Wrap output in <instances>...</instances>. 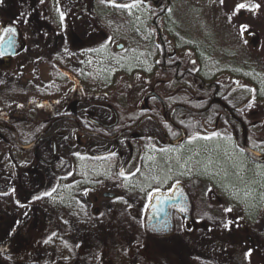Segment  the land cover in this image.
Wrapping results in <instances>:
<instances>
[{"label":"rangeland","instance_id":"rangeland-1","mask_svg":"<svg viewBox=\"0 0 264 264\" xmlns=\"http://www.w3.org/2000/svg\"><path fill=\"white\" fill-rule=\"evenodd\" d=\"M124 5L134 25L150 29V5ZM0 17L18 22L27 42L21 59L0 69V117L14 129H0V264H264L260 167L222 132H195L191 145L167 148L152 119L113 136L80 135L71 120L28 112L81 86L86 95L71 102L78 114L109 124L117 94L130 97L159 76L153 55L109 0H0ZM159 26L185 67L259 116L264 72L250 61L264 62V0H168ZM71 32L90 36L92 46L97 39V50L73 48ZM20 142L34 149L35 161L14 152ZM228 173L252 177L259 188L222 183ZM176 183L187 187L198 226L186 231L177 223L172 236H153L142 224L151 194ZM204 189L215 209L207 217L196 212ZM252 195L261 202L256 212L246 202ZM30 207L39 211L34 227Z\"/></svg>","mask_w":264,"mask_h":264},{"label":"trees","instance_id":"trees-1","mask_svg":"<svg viewBox=\"0 0 264 264\" xmlns=\"http://www.w3.org/2000/svg\"><path fill=\"white\" fill-rule=\"evenodd\" d=\"M109 1L114 11H117L125 16L124 18L129 26L128 29L130 31V34L134 36L135 40L140 41L144 45L145 50L149 54H152L154 58H158V60L161 62V65L163 58L165 59L166 63H168L166 69H163L162 66L159 67V76L146 83L145 88H134V92L130 97H127L126 93H124V95L117 94L114 97V100L109 103L110 106L113 107L118 113L119 127L128 126L130 124H134L137 121L139 116L143 113V110L141 109V102L143 101V97L146 94L154 91L161 96L165 95L167 96L166 104L174 106L175 103H179L181 106H177V110L179 112H183L187 117L185 120H183L175 115L173 118V124H162L161 130L167 137L168 141L177 140L181 137L182 133H185L187 137L183 140L182 144H165L167 148H177L185 144H187L188 146L191 145L190 143L194 142L192 139H190L193 133L199 131L204 132L202 126L206 128L210 125L212 132L211 136L215 137L217 136V134L222 132L223 141L228 140L229 142L234 143L239 156L243 160L247 161L249 164H251V166L256 165L260 167V171L262 174L260 184L261 187L264 188V160L257 161L251 159L243 146L244 141L246 147L250 151L258 152L262 156H264V109H261L259 116L252 117L253 111L251 108H253V106L248 105V103L244 104L243 106L232 104L226 96L221 94V89L215 83L211 82L206 84L204 80L201 77L197 76V74L192 69L185 67V65H183V61L180 62V65H176L173 64L174 62H171V59H169L166 55V53L169 51V43L166 41L164 34L159 26V21L167 10L168 0ZM130 2H143L151 6L152 18L150 21V29H145L141 26H136L133 24L131 18H129L127 13L124 11L123 6L124 3ZM263 63L260 62L259 64H257V61L255 60L250 61V65L252 67H258L260 70H262V72H264ZM161 78L164 79L160 81L159 79ZM165 78L170 79L167 80ZM213 92H215L216 99H218L221 103L228 105L230 112H232L234 116L240 119L241 122L224 112L219 119L217 129L215 131L212 130L213 124L215 123L214 119L216 118V116L218 115V111L220 110V106L217 103H211V105L206 109V105L210 101V95ZM67 99L71 103L73 98L69 97ZM55 101V99H42L38 103H33L35 104V106H31L27 110L28 112L34 111L40 118L42 117L41 121H48L57 112L65 110V107L67 105L63 104L58 106V104L54 103ZM190 108L198 111L190 112ZM188 117H191L192 119ZM0 122L4 124L9 123L5 118L1 117ZM242 126L246 131L245 137H243L241 132L243 130ZM19 144L20 146L14 143V152L26 155L30 158V160L35 161L36 156L34 153V149L30 148L26 150L22 148V146L24 145L22 142H20ZM216 147L217 150L220 149L219 146ZM224 168L226 169L227 166ZM250 179L252 180H248V177L244 179L228 173L227 176L221 179V182H228L237 189L248 187L247 189L249 191H252V189L254 191L255 187L259 188V184L253 183L252 177H250ZM201 180L205 183L209 182L206 181L205 177L201 178ZM245 181L248 183L247 186H243V182ZM197 188L198 186H196V189ZM203 192L204 197H202L198 202L196 212H198V214L203 217H207L211 215V213L214 212L215 209L210 204L208 198L209 195L205 189ZM17 194L18 198L20 199H23V197L24 199L26 198L23 195V192L20 190H17ZM258 195H260V193ZM246 200L249 209L254 212H256L261 205V202L253 195L252 197H248ZM219 210L223 211L224 206L221 205ZM198 214L196 215V217L198 216ZM38 218V209L30 207L27 220L31 221V227H34V225L36 224L35 222L38 220Z\"/></svg>","mask_w":264,"mask_h":264},{"label":"flooded vegetation","instance_id":"flooded-vegetation-1","mask_svg":"<svg viewBox=\"0 0 264 264\" xmlns=\"http://www.w3.org/2000/svg\"><path fill=\"white\" fill-rule=\"evenodd\" d=\"M76 19L77 20L80 19V15H77ZM74 24L75 23H73V26ZM9 29H11V31H8ZM0 37H3V39H0V69H1V68L11 65L14 59L16 58L17 59L19 58V60L21 59V56L24 54L25 48L27 46V42L24 37V32L21 26L19 25V23L12 21L11 19L3 18V17H0ZM69 37H70L69 38L70 44L73 48H77V49L84 48L87 51H91L92 48L97 50V45H96L97 39H96L94 46H92L93 43L89 39L90 36L86 37L82 35L81 36L82 39H81L76 36L75 32L73 33L71 32L69 34ZM96 37L98 36L96 35ZM9 39H11L12 41L11 47H12V50L15 52L14 55L12 56L5 55V53L8 52L7 45H9L8 44ZM168 45H169V51L166 53V55L168 56L169 59H171V62H174L173 64L180 65V62L182 61V59L176 56V53L172 45L170 43ZM154 60L157 62L158 68L160 66H162L163 69L167 68L168 63H166L164 58L162 60V65H161V62L158 60V58H154ZM58 70L66 74L68 78H71L70 73H68L67 71L66 73L65 71H62L61 69H58ZM163 79L164 78H161L159 80L161 81ZM165 79L168 80L170 78H165ZM75 88H76V91H74L73 94L71 91L69 92L67 91L66 93L61 95V97L64 96V99L63 101H61V103H59V99H58L59 97L56 98L57 104H62V105L67 104V105L65 107V110L59 111L56 114H54V116L51 119H49V122L57 120V119H62V118H64L65 120H71L74 123L76 132H78L80 135L96 134V132H98V135L100 134V136H103V135L113 136L114 134H118L119 131L121 130H128L130 128H133L134 126L140 125L141 123H143L144 121L148 119H152L156 123L157 127L161 130L162 124L163 125L166 123L173 124V118L175 115L183 120L187 118L183 112H179L177 110L176 107L180 105L179 103H175L174 106L170 105L169 103H168L169 105H167L166 104L167 96L165 95L161 96L160 94L156 93L160 97V99L163 101V103L165 104L166 106L165 110H163L162 104L159 99L155 97H151L148 100V106H145L144 109L141 108L143 110V113L139 116V118L134 124H130L124 127H119L118 125L119 117H118V121L116 125H114L111 128H103L94 122V120L98 121V119H96L95 117L87 113L79 115L75 108V104L74 103L71 104L69 102V100L67 99L69 98V96H71L73 98L72 101H74L75 98L80 99L81 96L86 95V93L83 91L81 86H75ZM215 92H213L210 95V101L207 103L206 109L211 105V103H217L220 106V110L218 111V115L216 116V118L219 117L220 119V117L222 116L224 112H226L228 115L231 116L232 112H230L228 105L221 103L218 99H216ZM87 96H90V94H88ZM224 105H226L229 110L225 109ZM68 107H71V109L69 108L67 110ZM110 108L113 113V120L109 124H112L114 121V116H115L114 111L116 110L111 106ZM189 110H191L190 112L198 111V110H193L191 108ZM117 116H118V113H117ZM188 118H191V117H188ZM216 118L214 119V121H216ZM239 122H241V120ZM218 123H219V120H218ZM202 129L204 130V132L212 134L210 125L207 126L206 128L202 126ZM162 134L164 137L165 144L167 143L174 144L175 141H177L178 144H182L183 140L187 138L186 134L182 133L181 137L178 138L177 140L168 141L167 137L164 135L163 132ZM104 193H109V192H104ZM104 193H103V196H104ZM162 195H166L170 197L171 199H175L176 201L175 203L167 207L166 214L163 217L162 221H158V220L153 221L150 217V212L153 209L152 205L159 202ZM113 196H115V194H113ZM96 200H97V197L94 198V201ZM146 210L147 211H146L145 219L142 222V224H143L144 229H146V231L148 233H151L153 236H158V237L161 236V238L172 236V234L174 233L177 227L176 226L177 223L183 224V227L186 231H189V230L193 231L198 226V223L194 220L193 205L190 199V195L188 193L187 187L182 183H176L174 187H172V189L167 192H156V193L153 192L149 199ZM95 211H98V208H96Z\"/></svg>","mask_w":264,"mask_h":264},{"label":"water","instance_id":"water-1","mask_svg":"<svg viewBox=\"0 0 264 264\" xmlns=\"http://www.w3.org/2000/svg\"><path fill=\"white\" fill-rule=\"evenodd\" d=\"M7 49H8V52H6L5 53V55H7V56H12V55H14V51L12 50V47L11 46H9V45H7ZM151 97H155V98H157V99H159L160 100V102H161V104H162V107H163V110H165L166 109V106H165V104L163 103V101L160 99V97L156 94V92H150V93H148V94H146L145 96H144V98H143V102H142V106H141V108L142 109H144L145 108V106H148V100L151 98ZM224 108L225 109H228V107L226 106V105H224ZM229 110V109H228ZM114 121H113V123L112 124H103V123H101V122H99V121H95L94 120V122L97 124V125H99V126H101V127H103V128H111V127H113L114 125H116L117 124V121H118V116H117V113H116V111H114ZM231 116L233 117V118H236L232 113H231ZM237 119V118H236ZM218 120H219V117H217L216 118V121H215V123H214V125H213V131H215L216 129H217V126H218ZM238 121H240L239 119H237ZM243 127V126H242ZM0 129H7V130H10V131H12V132H14V129L11 127V126H9V125H6V124H3V123H1L0 122ZM245 134H246V131H245V128L243 127V137H245ZM40 136V135H39ZM39 136H37V138L35 139V141L39 138ZM34 141V142H35ZM18 146H20V144H18ZM243 146H244V148H245V151L247 152V154L251 157V159H253V160H257V161H259V160H264V156H257V155H254L247 147H246V145H245V142L243 141ZM104 196L105 197H112L113 196V194L112 193H104ZM175 199H171L170 197H168V196H166V195H162L161 196V198H160V201L159 202H157V203H155V204H153L152 205V211L150 212V217H151V219L153 220V221H155V220H158V221H162V219H163V217L165 216V214H166V211H167V207L169 206V205H171V204H173V203H175Z\"/></svg>","mask_w":264,"mask_h":264},{"label":"snow or ice","instance_id":"snow-or-ice-1","mask_svg":"<svg viewBox=\"0 0 264 264\" xmlns=\"http://www.w3.org/2000/svg\"><path fill=\"white\" fill-rule=\"evenodd\" d=\"M124 7H130V6L129 5H124ZM245 7H246V5L243 4V3L237 5L238 9H243ZM8 31H11V29H9ZM0 39H3V37H0ZM8 44H9V46H11V44H12L11 39H9Z\"/></svg>","mask_w":264,"mask_h":264}]
</instances>
